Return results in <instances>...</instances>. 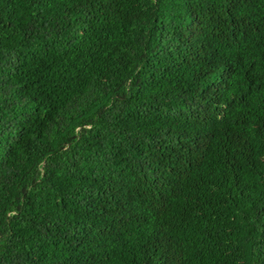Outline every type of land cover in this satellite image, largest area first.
<instances>
[{
  "label": "trees",
  "instance_id": "trees-1",
  "mask_svg": "<svg viewBox=\"0 0 264 264\" xmlns=\"http://www.w3.org/2000/svg\"><path fill=\"white\" fill-rule=\"evenodd\" d=\"M0 264H264V0H0Z\"/></svg>",
  "mask_w": 264,
  "mask_h": 264
}]
</instances>
